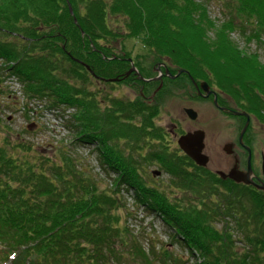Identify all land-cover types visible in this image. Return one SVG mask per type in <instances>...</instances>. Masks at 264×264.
<instances>
[{
  "label": "trees",
  "instance_id": "1",
  "mask_svg": "<svg viewBox=\"0 0 264 264\" xmlns=\"http://www.w3.org/2000/svg\"><path fill=\"white\" fill-rule=\"evenodd\" d=\"M210 1L0 0V80L16 75L26 96L83 109L77 116L83 130L78 127L76 139L99 142L105 160L119 174L113 195L106 190L96 193L95 187H84L87 181H96L82 175L75 156L50 158L45 151L38 164L35 157L10 153L9 141L0 142V261L107 264L103 250H114L111 238L129 230L121 224L116 199L123 197L120 191H127L129 184L136 188V205L146 204L149 211L162 214L164 223L174 228L173 237L182 236L183 246L194 258L181 264H264V191L223 181L212 172L217 178L212 182H222L226 188L213 185L223 198L186 204V190L193 195L200 192L211 170L149 139L153 149L140 152L147 136H161L149 131L158 126L157 101L163 102L178 85L185 92L194 89L187 73L228 93L245 109L260 114L264 108L259 98L264 92V60L259 54L264 53V0H225L221 20L209 16ZM235 31L247 44L255 43L258 51L240 48L231 36ZM126 38H137L144 46L145 52L135 57L141 75L162 61L171 73L186 70L178 79L187 82L169 79V87L158 90L148 104L141 94L151 93L152 82L141 81L135 72L126 75L127 60L133 57L114 50L113 42ZM117 77L139 95L125 102L109 93L92 98L87 84H95L97 78L111 84L109 78ZM110 138H118L125 149L117 152L106 143ZM148 162H157L169 173L166 188L142 180L134 166ZM239 188L249 199L240 198ZM178 190L183 194L174 198ZM217 221L222 222L220 227ZM119 238L122 246L129 244ZM235 238L243 247L235 245ZM138 243L134 256L142 258L140 264H149ZM123 250H115L112 257L120 260Z\"/></svg>",
  "mask_w": 264,
  "mask_h": 264
},
{
  "label": "rangeland",
  "instance_id": "2",
  "mask_svg": "<svg viewBox=\"0 0 264 264\" xmlns=\"http://www.w3.org/2000/svg\"><path fill=\"white\" fill-rule=\"evenodd\" d=\"M227 3L228 1L225 0H211L207 4L209 16L215 20L223 19L224 16L221 14V8L223 7L222 4L226 5ZM231 36L239 47L247 52L257 50L256 44L253 42L247 44L238 31L231 33ZM113 45L115 52L121 53L126 51L130 53L134 59L137 54L145 52L143 44H140L137 38L116 40L113 42ZM259 54L260 58L264 60V53L260 50ZM95 84L86 85L87 88L93 91L92 98H95L96 94H100V97H103L105 93H109L110 96H116L121 102H125L126 98L127 100L133 98V95L128 94V84L124 82L117 83L114 81V85L103 83L107 88H104V85L97 81ZM259 98L264 100V92L259 94ZM186 101V97L181 94L175 102H172L170 107H173L174 104L176 110H183L182 106L186 105ZM197 102L192 103V107L199 113V119L195 124L204 125L206 129L207 148L205 152L209 156L207 167L211 172H208L207 176H205V182H203V185L199 186L201 187V191H197L196 195H193L189 188L186 190L188 195L186 204H191L194 199H196V204H198L200 199L209 202L210 199L219 201L223 198L221 194H217L219 191H217L213 185H216V187L221 190H225L226 188L222 182L214 184L212 181L217 178H213L211 174L212 171H227L228 168L231 167L233 163L232 155L227 154L223 146L226 142L235 139L241 129L236 121L233 122L231 120H228V128L226 129V126L221 125L220 119L216 118L220 117V115L211 109V106L205 101L200 103ZM82 111L83 109L79 107L62 102L49 106L47 98L45 97L26 96L23 92L20 80L16 75L0 80V142L6 144V141H9V144H7L8 151L19 157L24 154L31 156L30 158L35 157L34 160L38 164L43 162L42 159H44L45 151L47 157L49 156L50 158H54V154H56L55 158L67 155V160H69V156L73 155L76 158L75 162L77 169L82 171V175H88L92 180L96 181L95 184L87 181L84 187L87 189L95 187L96 189L94 192L96 193L106 190L109 194L113 195L116 188L114 178L119 174L113 171L114 169H111L108 161L105 160L102 145L100 144L99 146V142L96 140H90L88 142L80 141L84 139H80L79 136V138L76 139L75 132L78 127L80 126L81 130H83L82 124L77 123V116H81ZM262 114H264V108L261 109L260 114L255 113L258 123H253L254 127L250 128L245 138L246 142H249L252 146L254 158H258L261 153H264V115ZM174 115L177 116L176 113H174ZM230 118L235 117L231 116ZM156 121H158V126L154 128L159 127L160 130H155L151 127L149 131L152 134H154V132L159 134L162 132L159 124L165 126L164 128L166 130H169L168 128H170V126L167 125V121L165 122L166 125L158 119ZM177 121H179L178 118ZM72 123H77L78 125L76 124V126H73ZM167 137L168 135L166 138ZM148 139L149 141L152 140L156 142V145L158 144L159 147L162 148L166 147L162 146L163 141L165 144H169V142L165 141L161 136L153 139L147 136L144 141L146 145L140 150L143 154L153 149V147L148 144ZM106 143L113 145L117 152L120 148L123 150L125 149L124 143L121 144L118 138H110ZM235 147L236 145L234 144V149ZM169 150L174 151V149ZM135 165L134 167L136 170L142 174V180L144 182L158 188H166V183L168 180L170 181V175L162 169L157 162H148L141 165H137L136 163ZM139 166H142L144 170L141 171ZM253 166H258V161L256 159H254ZM155 170H159L160 173L154 174ZM192 170L194 169H191V171ZM218 178L223 179L222 177ZM223 181L228 180L223 179ZM126 185L127 192L125 193L124 190H121L120 194L123 197H116V199L119 203L118 213L121 215V224L126 225L129 230L124 231L126 233L124 236L114 235L115 237H113V239L111 238V240H113L111 247L114 248V250H110L109 248L103 250V253L106 255L105 260H107V264L144 263L141 257L134 256V243L136 240L139 242V245H142L144 252L149 256V264H163V261H165L164 264H181L183 262L181 260H193L194 257L189 253L186 246H183L184 243L181 240L182 236L177 234L173 237L174 228L164 223L162 214L149 211L146 204L136 205V188L129 184ZM240 190L243 191L240 198H248L245 194V190ZM247 192L249 193L250 190ZM177 193L178 194L174 196V198L182 196L181 194H183L179 190ZM235 201L238 200L235 199ZM216 225L220 227L222 222L217 221ZM234 235L239 236L237 232H235ZM119 237L128 240L129 244L122 246L119 242ZM235 242V245L243 247V243L240 240L235 238ZM117 249L119 252L124 249V257L120 258V260H115L111 255V253ZM0 264H13V261H0Z\"/></svg>",
  "mask_w": 264,
  "mask_h": 264
},
{
  "label": "flooded vegetation",
  "instance_id": "3",
  "mask_svg": "<svg viewBox=\"0 0 264 264\" xmlns=\"http://www.w3.org/2000/svg\"><path fill=\"white\" fill-rule=\"evenodd\" d=\"M127 61L130 63V69L133 66L136 68L135 59L131 58V59H128ZM166 68L168 69L166 63H164L162 61H157L154 65H152L151 71L145 72L143 75H139L140 72L138 71L137 68H136L137 72L132 71L138 75V78L141 81L152 82V86H150L151 87V93L150 94H141V96L143 97V100H145L148 104L153 102L152 98L154 97V95L158 91L157 88H159V90H160L161 88L169 87V81L170 80H175L174 82L177 81V83H180L181 81L187 82V79H183V80L178 79L179 75L176 77H170L167 74ZM176 73H171V75H176ZM187 75H188V79L192 83V86L194 87V89H190L189 92H188V90L185 92L184 90H182V88H179V85H178L175 87V89L173 88V94L168 95L163 102L157 101L158 113L154 117L156 124L158 125V121H156L158 119L160 122L162 121L165 125H166L165 122L167 121V125L170 126V128H168L169 130H166L164 128L165 126L159 124V126L162 129V132L160 133L161 137H163L165 139V141L169 142V144L167 145V143L165 144L163 141V145L166 147L169 146L168 149H174V151L169 150L171 152H175L178 154H185L184 151L179 146L178 139L182 135H185L188 132L193 133L195 131H202L203 136H204L203 153L206 154V152H205V150L207 148L206 129H205L204 125L195 124L199 119V113L196 110L197 114L194 118H192L189 116V114H187V112L185 110L186 107H192V103H194V102L198 101L197 103H200L202 101H205L209 106H211V109H213L214 111H216L220 115V117H216V118L220 119L222 126L223 125L226 126V129H227L228 128V120H231L233 122L236 121L238 123V126L240 125V128H241L239 130L238 134L236 135L235 139H233L232 141H228L224 144V146L226 144H230L229 149H231V152L227 153L225 150L224 151L227 154L232 155L233 163H232L231 167L228 168L227 171H223V172L227 173L232 168L239 169L243 172H246L248 169V163H251L252 179L257 184L264 183V153H261L260 157L254 158V154L252 153V146L250 145L249 142L247 143L245 140L247 133L250 130V128L254 127L253 123H256V122L258 123V121L256 120L255 112L252 110L245 109L240 103L239 104L237 103L235 98L231 97L228 93H223V91L219 90L218 88L215 87V85L209 83L208 81H206V80L196 81L194 79H191V77L188 73H187ZM141 76H143L146 80H143L141 78ZM155 77H158V78L154 79ZM96 81L98 83H102V84L103 83L106 84L108 82L107 80H104V78H97ZM114 81L110 80L109 83L112 84V83H114ZM194 81L197 83L198 86L200 85V82L206 81L209 84V88L212 90V93L209 94L208 96H202L201 93H199V89L195 85ZM116 82L118 83L120 81H116ZM112 85H114V84H112ZM104 88H107V86L104 85ZM127 88H129L128 94L133 95V98H130L131 100L136 98L137 95H139L137 90L135 88H133L130 84H128ZM167 89L169 90L170 88H167ZM155 90H157V91L155 93H153ZM200 91L202 92V94L205 93L201 89H200ZM181 94H182V96L186 97V99H187L186 105L182 106L183 110H180V109L176 110L174 108L175 107L174 104H173V107H170L172 102L173 101L175 102V100L177 98H179ZM215 100L217 101V103L215 102ZM192 108L194 109V107H192ZM234 111L245 112L247 115L246 114H236V113H234ZM174 113H176V115L178 117L175 116ZM231 116H233L235 118H230ZM177 118L179 119V121H177ZM247 119H249V124H248V127H247L244 135H243L242 142H240V132H241V130H242ZM167 135H168V137L166 138ZM234 144L236 145L235 149H234ZM224 146H223V149H224ZM236 148L238 151L236 150ZM249 158H250V161H248ZM190 159L196 165H199L192 158H190ZM254 159H256L258 161L257 167L253 166ZM208 162H209V156H208ZM208 162L205 166H202V165H199V166L208 168L207 167ZM217 171H222V170H217ZM212 172L215 173L216 175H218L219 177H221L216 171H212ZM223 179L229 180L231 178L226 177ZM231 181H233L235 183H243V182H236L234 179H231ZM243 184H245V183H243ZM251 186L258 189L254 185H251ZM259 190H261V189H259Z\"/></svg>",
  "mask_w": 264,
  "mask_h": 264
},
{
  "label": "water",
  "instance_id": "4",
  "mask_svg": "<svg viewBox=\"0 0 264 264\" xmlns=\"http://www.w3.org/2000/svg\"><path fill=\"white\" fill-rule=\"evenodd\" d=\"M69 11L70 13H72V7L69 4ZM74 21H76V19H74ZM86 68L88 70H90L89 66L86 65ZM91 73L93 74L92 70H90ZM132 71H136V68L133 66L131 69L126 71V75H129ZM167 74L170 77H176L178 75H180L181 73H184L187 71L184 69H179L176 73V75H171V73L169 72V70L166 68ZM139 75H141L139 73ZM191 79L192 76H190ZM141 78L143 80H146L143 76H141ZM158 77H155L154 79H157ZM109 80L112 81H116L118 80V78H109ZM195 85L197 86V88L199 89V93H201L202 96H208L209 94L212 93V90L209 88V84L206 81H202L200 82V85L198 86L197 83L194 81ZM200 89L205 92L202 94V92L200 91ZM157 90H159V88H157ZM157 90H155L153 93H155ZM215 102L217 103V101L215 100ZM187 114H189L190 117L194 118L197 114L196 110L193 109L192 107H186L185 108ZM234 113L236 114H246L245 112H241V111H234ZM247 115V114H246ZM249 124V119L246 120L241 132H240V142H242V138L243 135L248 127ZM204 136H203V132L202 131H195V132H188L185 135H182L179 139H178V143L180 148L184 151V153L186 155H188L190 158H192L197 164L205 166L208 162V156L206 154L203 153V148H204ZM230 144H226L224 146V150L227 153L231 152V149H229ZM250 161V158L249 160ZM222 178H226L229 177L231 179H234L236 182H243L247 185H254L256 186L258 189H261L264 191V183H260L257 184L254 182V180L252 179V168H251V163H248V169L246 172H243L239 169H235L232 168L230 171H228L227 173L223 172V171H216ZM160 171L155 170L154 174H159Z\"/></svg>",
  "mask_w": 264,
  "mask_h": 264
},
{
  "label": "bare ground",
  "instance_id": "5",
  "mask_svg": "<svg viewBox=\"0 0 264 264\" xmlns=\"http://www.w3.org/2000/svg\"><path fill=\"white\" fill-rule=\"evenodd\" d=\"M117 78H119V77H117Z\"/></svg>",
  "mask_w": 264,
  "mask_h": 264
}]
</instances>
